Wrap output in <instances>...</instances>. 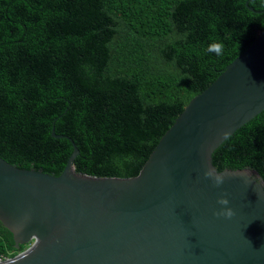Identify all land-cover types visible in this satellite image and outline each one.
Returning <instances> with one entry per match:
<instances>
[{"label": "trees", "instance_id": "obj_1", "mask_svg": "<svg viewBox=\"0 0 264 264\" xmlns=\"http://www.w3.org/2000/svg\"><path fill=\"white\" fill-rule=\"evenodd\" d=\"M252 7L253 11L248 7ZM264 28V0H0V157L132 177L188 101ZM214 41L223 55L207 51ZM264 181V109L213 152ZM14 247L0 222V258Z\"/></svg>", "mask_w": 264, "mask_h": 264}, {"label": "water", "instance_id": "obj_2", "mask_svg": "<svg viewBox=\"0 0 264 264\" xmlns=\"http://www.w3.org/2000/svg\"><path fill=\"white\" fill-rule=\"evenodd\" d=\"M263 109L264 28L188 101L135 176L76 172L79 150L54 128L72 144L58 175L0 157V222L15 248L32 240L0 264H264V181L212 163ZM225 208L235 214H216Z\"/></svg>", "mask_w": 264, "mask_h": 264}, {"label": "clouds", "instance_id": "obj_3", "mask_svg": "<svg viewBox=\"0 0 264 264\" xmlns=\"http://www.w3.org/2000/svg\"><path fill=\"white\" fill-rule=\"evenodd\" d=\"M223 50H224V45L221 42L214 41L211 44L208 45L207 51L209 53H215L217 56L223 55ZM205 176L207 177H213L215 180V183L217 185H220L223 183L224 177L222 175L214 174L213 170L209 169L206 173ZM219 204L221 205H228L229 201L226 198H221L218 201ZM217 215H223L226 218H231L235 213L231 208H225L222 211L216 213Z\"/></svg>", "mask_w": 264, "mask_h": 264}, {"label": "built area", "instance_id": "obj_4", "mask_svg": "<svg viewBox=\"0 0 264 264\" xmlns=\"http://www.w3.org/2000/svg\"><path fill=\"white\" fill-rule=\"evenodd\" d=\"M3 259H6V258H0V261L3 260Z\"/></svg>", "mask_w": 264, "mask_h": 264}]
</instances>
